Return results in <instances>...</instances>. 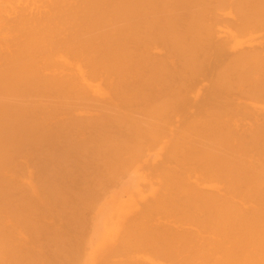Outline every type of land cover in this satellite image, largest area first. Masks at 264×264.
<instances>
[{
    "label": "bare ground",
    "instance_id": "bare-ground-1",
    "mask_svg": "<svg viewBox=\"0 0 264 264\" xmlns=\"http://www.w3.org/2000/svg\"><path fill=\"white\" fill-rule=\"evenodd\" d=\"M163 137L158 194L99 263L264 264V0H0V264H43L45 244L80 264L42 220L91 212L106 169Z\"/></svg>",
    "mask_w": 264,
    "mask_h": 264
},
{
    "label": "rangeland",
    "instance_id": "rangeland-1",
    "mask_svg": "<svg viewBox=\"0 0 264 264\" xmlns=\"http://www.w3.org/2000/svg\"><path fill=\"white\" fill-rule=\"evenodd\" d=\"M226 10V11H225ZM227 11H230V10H228V9H223L222 10V12L220 13V15H222L223 17H222V19L224 20L223 22H220L219 24H217V25H219L221 28H224L225 26H227V25H230L231 23V21H229V19H225L226 17L227 18H232V16L231 15H228V16H226V13L225 12H227ZM227 20V21H226ZM230 20H232L233 21V18L232 19H230ZM228 23H230V24H228ZM232 27L233 26H231V29H232ZM234 28V27H233ZM232 30H234V29H232ZM221 35H222V37H223V39L227 36L226 34V32H224L222 29H221ZM224 33V34H223ZM245 33H247V34H245ZM256 34V32L255 31H246V32H243L241 35H240V38H239V40H246V39H249L251 36H253V35H255ZM221 37V38H222ZM255 37H256V35H255ZM230 43H231V41H230ZM244 46H246V45H244ZM155 53H160V51H155ZM153 55H155L154 53H153ZM158 55V54H157ZM200 81H198V83H199ZM199 84H201V83H199ZM199 84H197V86L198 87H200V85ZM202 84H206V80H203L202 81ZM201 84V85H202ZM202 87V86H201ZM193 88V87H192ZM190 89V91H189V93H188V97L190 96V95H192L191 93L193 92L194 93V91H195V89L196 88H194V89ZM202 90V89H201ZM193 96V95H192ZM192 99H190V101H191ZM145 102H147V101H145ZM147 103H145V105H146ZM190 104V103H189ZM148 105V104H147ZM180 106V105H179ZM188 106V105H187ZM187 106H184L185 108L187 107ZM180 108H182V107H180ZM180 108H178L179 110H180ZM190 107L188 106L187 108H186V110H187V112H188V114H192L193 112H192V110H190L189 109ZM179 110H177L178 112H179ZM185 109L183 108L182 109V111H184ZM186 110L184 111L185 112V114H186V116H188V114L186 113ZM189 110V111H188ZM176 111V115L175 114H173V115H175L174 117H173V119L172 120H176L178 117H182L183 118V116H178V112ZM181 111V112H182ZM190 112V113H189ZM95 113V111H93V110H91V109H86V111H80V113H78V115H79V117L80 116H93V115H95L94 114ZM183 113V112H182ZM185 114L183 113V114H180V115H184L185 116ZM77 115V116H78ZM178 116V117H177ZM66 117V115H63V118H65ZM94 117V116H93ZM69 118V117H68ZM84 118V117H83ZM86 119V118H85ZM64 120H66V119H64ZM52 121H54L55 122V119H52ZM52 121H51V124H52ZM55 124V123H54ZM57 125V124H56ZM52 126H55V125H52ZM92 126V125H91ZM90 126V127H91ZM57 127V126H56ZM89 127V126H88ZM96 128V127H95ZM55 129V128H54ZM89 129V128H88ZM94 129V128H93ZM98 129V128H97ZM89 130H91V129H89ZM96 131V130H95ZM94 130H93V132H95ZM85 132V131H84ZM87 132V131H86ZM85 132V133H86ZM84 133V135L86 136V135H89L90 134V132H88L89 134H85ZM59 134V133H58ZM91 134H92V132H91ZM94 134H96V133H94ZM52 136V135H51ZM59 136H60V134H59ZM94 136V135H93ZM49 137H50V135H49ZM53 137V136H52ZM61 137H62V135H61ZM90 137V136H89ZM167 137L168 138H170L169 137V135L167 134L166 135V139H165V137H163V138H161V140L158 142V141H156V143H154V144H149L150 146V148L148 147V146H145L146 148L143 150V152H141V153H144L143 154V156L141 157L140 155L137 157L136 156V161H132V164H126V165H124L123 167V171L121 170V172H122V174H121V172H120V174H119V176L117 175V174H115L116 176L114 177V179L113 178H111L112 177V173L110 174V172H108L109 171V169H106V171H107V178H109V179H111L112 181H110V182H108V180H106L107 178H105V180H104V178H103V175H105L104 174V169L102 168V169H99V170H103V171H101V172H103V173H100V171L98 172V177H100L99 176V173H100V175L102 174V182H103V184H104V181L106 182L105 184H104V186L105 187H103L104 189H102V191L100 192V194L98 195V196H100L101 198H97V200L95 201V203L93 204V206H92V210H91V212H90V210L88 209V211H87V209L86 210H82V209H84V208H82L81 207V209H80V207L78 208V206H80V205H78L77 206V208L78 209H80L81 211H80V218H73V220H70V219H68V217L66 218V217H64V218H62V217H55V212L53 213V211H52V215L54 216V218L55 219H57V221L54 219V218H49V217H53V216H51V214H50V216L49 217H47V218H45V219H43L42 220V222H41V225H42V227L44 228V226H46L45 227V229L48 227L47 226V223L51 226V225H55L58 229H60V231H61V233L63 232V234L65 235H67V239H69V240H67V243L68 244H70V245H72L73 244V246H75V247H73V248H75V249H77V251H78V253L80 252V256L82 257H80V259L79 260H81V261H79L80 262V264H87L88 262V264H93V263H95V264H98L99 263V258H96V254L97 253H99V252H101V254H102V257H104V256H108L111 252H112V250H113V248H114V245L115 244H117L118 243V241H119V237L121 236V233H122V229H124V226H125V224H127V222L126 221H128V219L130 220L131 218L130 217H132L133 216V214H135V212L137 211V210H139V208L140 207H138V206H141L140 204L141 203H143V200H146L145 198H154L155 196H156V193L158 194V191H156L157 190V188H158V186L156 185L157 183H156V181L158 182V184L160 183L159 182V180L158 179H156L157 178V176H156V178H153V177H155L154 175H157L156 173H154V175L152 176V180L150 179L151 178V175H149L148 176V174H150V172L149 171H151L150 170V166H151V168L153 169V165L154 166H156L157 164L156 163H158V164H160L161 163V160H162V156H163V150H161V152H160V149H162V147H163V145L165 144L164 142H166V140H167ZM51 138V137H50ZM59 138L57 137V140H58ZM164 139H165V141H164ZM46 140H47V138H46ZM169 140V139H168ZM55 141V140H54ZM61 140H59V142H60ZM162 141V142H161ZM164 141V142H163ZM44 142V141H43ZM51 142H53V139L51 138V141L49 140V143H51ZM57 142V144H58V141H56ZM44 144V143H43ZM43 144H42V146H43ZM45 144L47 145L48 143H47V141H45ZM53 144H55V143H53ZM57 144H55V146L57 145ZM157 146V147H156ZM51 147V146H50ZM50 147H46V148H50ZM148 147V148H147ZM154 147V149H152ZM161 147V148H160ZM43 148H45L44 146H43ZM45 148V149H46ZM54 148V147H53ZM149 149V150H148ZM88 152V151H87ZM84 152H82L81 154H83ZM89 153V152H88ZM88 153H85L84 155H85V157L87 158L88 157ZM80 154V155H81ZM91 154V153H90ZM146 154V155H145ZM32 155V157H33V154H31ZM77 154H75V156H76ZM79 155V156H80ZM84 155H81V156H84ZM87 155V156H86ZM162 155V156H161ZM80 156V157H81ZM127 156V155H126ZM27 157V158H26ZM68 157L69 158H74L73 157V154H72V157L70 156V155H68ZM68 157H67V159H68ZM77 158H78V156H76ZM89 157H91V156H89ZM88 157V158H89ZM25 158L26 159H28L29 161H30V157L29 156H25ZM30 158V159H29ZM76 158V159H77ZM83 158V157H82ZM134 158H132V159H134ZM153 158H154V160H153ZM18 160V163H20L21 164V161H19V159H21L20 157H18L17 158ZM22 159H23V157H22ZM33 159V158H32ZM31 159V160H32ZM81 159V158H80ZM141 161H140V160ZM74 160H75V158H74ZM79 160V159H78ZM85 160V159H84ZM83 160V161H84ZM88 160V159H87ZM90 160H91V158H90ZM89 160V161H90ZM142 160H147V163L145 162V161H142ZM151 160H153V161H155V163H153V161H152V163H151ZM23 161H25L24 159H23ZM68 161V160H67ZM66 161V162H67ZM75 161H77V160H75ZM53 162V161H52ZM65 162V163H66ZM74 162V161H73ZM72 163V162H71ZM71 163H69V164H71ZM75 164V166H76V162H74ZM52 164V163H51ZM79 164V163H78ZM148 164V165H147ZM150 164V165H149ZM153 164V165H152ZM53 165V164H52ZM55 165H57V163L55 164ZM54 165V167H56ZM73 165V163H72V166L71 167H73L74 166ZM122 165V164H121ZM131 165V166H130ZM65 166V165H64ZM63 166V167H64ZM67 166H68V164H67ZM75 166L73 167V169H71L70 167V169L72 170H70L71 171V174H70V177H69V175L68 176H66V177H69V179L70 178H72V177H75V176H73L72 175V172H73V174H75V175H77V173H78V175H80V177L77 175V177H75L76 179H78V178H82L81 177V174H79L80 172V168L78 167V166H76V168L78 167V169H77V173H76V170L74 169L75 168ZM125 166H126V172H124L125 171ZM147 166H149V167H147ZM50 167H51V165H50ZM60 168H61V166H59ZM63 167L61 168V169H63ZM128 167V168H127ZM131 167V168H130ZM136 168V169H135ZM56 168H52L51 169V172H52V170H55ZM58 170H60L59 168H57ZM68 169V168H67ZM120 169H122V168H120ZM48 170H50V168H48ZM69 170V169H68ZM67 170V171H68ZM61 171V170H60ZM63 171V170H62ZM70 171H68L69 173H70ZM98 171V170H97ZM96 171V172H97ZM119 171V170H118ZM48 172V177H50V176H52V175H50V171H47ZM57 171L55 170V173H56ZM123 172H124V174H123ZM152 172V171H151ZM154 172H155V168H154ZM54 173V174H55ZM58 173H59V171H58ZM83 173V172H82ZM118 173V172H117ZM52 174V173H51ZM57 174V173H56ZM84 174V173H83ZM82 174V175H83ZM109 175H111V177H109ZM63 177L62 176V178H61V182H63L64 183V185H67V184H69V182H70V185L72 184V186H73V184L74 185H76L75 187L73 186H70L71 188H73L72 190H74L76 187H77V185L78 184H76L77 182L76 181H78V180H76V179H70V181H67L66 179H68V178H66V177ZM118 176V177H117ZM45 176H43V178H44ZM47 177V178H48ZM104 177H106V176H104ZM46 178V177H45ZM46 178V179H47ZM66 178V179H65ZM68 179V180H69ZM100 179V180H101ZM62 180H66L68 183H66V181L64 182V181H62ZM73 181H74V183H73ZM80 181V180H79ZM66 183V184H65ZM101 183V182H100ZM140 183H141V185H140ZM146 183V184H145ZM156 183V184H155ZM80 184V183H79ZM91 184V183H90ZM102 183H101V185H103ZM145 184V185H144ZM92 185V184H91ZM111 185V186H110ZM80 186V185H79ZM144 186H147V188L146 189H143L144 188ZM69 189H71L69 186H67ZM109 187V188H108ZM157 187V188H156ZM78 190H80V188H77ZM78 190H76V191H78ZM145 190V192H143ZM151 191L153 192V194L151 193ZM155 192V193H154ZM101 193H102V196H101ZM142 193V194H141ZM134 194H135V197H134ZM147 194L149 195V194H152V195H149V196H147ZM146 195V196H145ZM143 196H145V198H143ZM141 199V200H140ZM134 200H138L137 202H138V205H137V203L134 201ZM135 202V203H134ZM98 203V204H97ZM77 204V203H76ZM76 204H74L75 206H76ZM79 204V203H78ZM95 204H96V206H95ZM121 205V206H120ZM74 206V207H75ZM98 206V207H97ZM73 209H75L76 210V208H73ZM110 209V210H109ZM115 209V210H114ZM136 210V211H135ZM84 211H87V212H84ZM129 211H130V213H129ZM66 212V214L67 213H69V211L68 210H66L65 211ZM64 212V213H65ZM75 212V211H74ZM74 212H73V214H74ZM83 212V213H82ZM128 212V213H127ZM89 213V214H88ZM82 214V215H81ZM83 214H85V216H86V218H88L87 220H89V221H87L86 220V218H85V216H83ZM87 214V215H86ZM108 214V215H107ZM68 215V214H67ZM70 215H72V214H70ZM128 215V216H127ZM129 215H131L130 217H129ZM76 216V215H75ZM83 218H82V217ZM110 216V217H109ZM77 217V216H76ZM127 217H128V219H127ZM63 221H62V220ZM127 219V220H126ZM54 220H55V222H54ZM80 220H81V222H80ZM123 220H126L125 221V223H124V221ZM78 221V222H77ZM43 222H45V223H43ZM52 222V223H51ZM54 222V223H53ZM58 223V225H57V223ZM65 224H64V223ZM67 222H68V224H67ZM75 222V223H74ZM90 222V223H89ZM105 222V223H104ZM71 223H72V225H71ZM74 223V224H73ZM60 224V225H59ZM80 224V225H79ZM87 224V225H86ZM78 225H79V227H78ZM85 227H84V226ZM62 226H63V228H62ZM70 226V227H69ZM71 226H73V228L71 227ZM78 227V229L77 228H75V227ZM82 226V227H81ZM61 227V228H60ZM81 227V228H80ZM89 227V228H88ZM84 228H86V229H84ZM67 229V230H66ZM120 229V230H119ZM73 232H72V231ZM79 230V231H78ZM83 230H85V231H83ZM89 230V231H88ZM108 230V231H107ZM117 231H120V232H118L117 233ZM82 233H85L84 235L82 234ZM95 233V234H94ZM77 234V235H76ZM117 234V235H116ZM65 235V236H66ZM72 235V236H71ZM86 235V236H85ZM88 235V236H87ZM98 235V236H97ZM76 236V237H75ZM75 238H77V239H75ZM91 238V239H90ZM73 242V243H72ZM91 244H90V243ZM75 243H77V244H75ZM80 243H82V245L80 244ZM41 244V243H40ZM44 244V243H43ZM104 244H108L109 246L108 247H105V248H102L101 250H100V247L102 246V245H104ZM37 245V244H36ZM46 245V244H45ZM45 245H43L44 247H42L41 249H40V245H39V248H36L37 250L35 251V253L38 255V253H39V255H40V257L39 258H41L43 261H41L40 260V263H45V264H51V262H52V264H59L58 262H61V260L59 259V258H57L56 259V257H58L57 255H59L60 254V247H57L58 248V250H57V248H54V247H52L53 249H50L47 245L45 246ZM64 245V244H63ZM36 247H38V245L36 246ZM45 247L47 248V250H48V252L49 253H47L46 252V250H45V253L43 252V250L45 249ZM69 249H71L72 247H68ZM38 249H39V251L40 250H42V252L40 253L39 251H38ZM87 249V250H86ZM89 249V250H88ZM106 251H105V250ZM51 250V251H50ZM53 251H54V253H53ZM57 251H58V254H57ZM96 251V252H95ZM84 252V253H83ZM53 253V254H52ZM92 253V254H91ZM41 254H42V257H41ZM46 254V255H45ZM51 254V255H50ZM48 255V256H47ZM50 255V256H49ZM93 255V256H92ZM132 255V254H131ZM43 256H44V258H43ZM92 256V257H91ZM128 256H130V254H127V255H117L116 257H114V256H112V260L114 261H119V260H121V259H123V258H126V257H128ZM51 259H50V258ZM54 257V258H53ZM60 257V256H59ZM62 257V256H61ZM84 257V258H83ZM85 257H86V259H88V260H86L85 261ZM90 257V258H89ZM102 257H101V259H102ZM109 258H111V257H109ZM47 261H46V260ZM52 259H53V261H52ZM56 259V260H55ZM61 259H63V257L61 258ZM90 259V260H89ZM59 260V261H58ZM98 260V261H97ZM56 261H58V262H56ZM47 262V263H46ZM54 262V263H53ZM87 262V263H86ZM62 263V262H61ZM99 264H101V263H99Z\"/></svg>",
    "mask_w": 264,
    "mask_h": 264
}]
</instances>
